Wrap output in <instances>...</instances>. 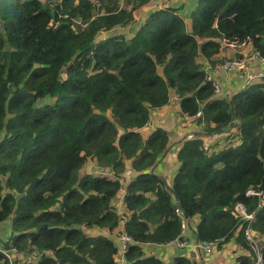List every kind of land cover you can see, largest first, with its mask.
I'll list each match as a JSON object with an SVG mask.
<instances>
[{"label": "trees", "instance_id": "16d2710c", "mask_svg": "<svg viewBox=\"0 0 264 264\" xmlns=\"http://www.w3.org/2000/svg\"><path fill=\"white\" fill-rule=\"evenodd\" d=\"M157 1L0 0V223L10 221L0 247L18 252L12 261L0 252V264H119L121 243L91 233L116 229L132 240L124 264H163L143 245L188 237V227L198 243L233 240L248 253L238 263L252 264L246 226L264 264L263 196L247 195L264 193V79L218 97L200 62L227 59L223 38L249 41L264 58V0L176 8ZM146 6L153 7L135 22ZM132 23V35L118 32ZM171 91L202 132L176 142L167 184L151 168L168 148V131L143 138L139 130ZM210 134L228 143L208 151ZM128 166L138 175L124 185ZM34 251L39 258L26 263Z\"/></svg>", "mask_w": 264, "mask_h": 264}, {"label": "crops", "instance_id": "0c3cea01", "mask_svg": "<svg viewBox=\"0 0 264 264\" xmlns=\"http://www.w3.org/2000/svg\"><path fill=\"white\" fill-rule=\"evenodd\" d=\"M221 56L223 57L227 56V59H229V58L238 57L239 55L236 54L231 49H225V52L223 51L221 53ZM252 69H253V72L257 74V77H255L253 80L257 81V79H260V78L264 79V67H262V65L258 61L257 63H253ZM260 73L261 75H259ZM217 80L219 81L222 87V92L220 95H218V97H225V96L229 97L235 92L240 91L243 88V86L246 85V79L241 70L231 72L229 74L220 73L217 76ZM173 114H176L179 118H181L183 122L193 121L192 122L193 125L184 126L182 130V134H184V136L182 137L183 139L177 140V141H174L175 139L173 138L171 132L168 131L169 139H170L168 148L163 154L160 155V158L158 159V161L151 168V172L155 175L162 177L166 181L167 184L171 183V180L173 179V176L178 166V162L175 158V150L178 147L176 142L186 139L187 137L190 136L191 133L202 132L200 128L202 126L197 125L194 117H187L185 115H182V113L180 112V108H179V99L171 91L169 103L159 109L153 110V112L150 114V117H149V124L139 130L143 138H147L150 132L152 131L147 128L149 125L151 126L152 121L153 122L159 121L158 115L164 116L169 121V118H170L169 116ZM197 128L199 129V131H196ZM221 135L223 134H210L209 136L203 135V137H210L205 140L212 141V140H217L218 138H220ZM215 144L216 143H214L213 145ZM137 175L138 173L133 171L130 168V166H128L122 175L121 182L125 185L131 178H134ZM122 197H123V189H121L118 195V198H116V200L113 202V204L117 207L119 211H122L123 209ZM195 221L196 220H194V222ZM192 226H193V223H190V227ZM119 231L120 229H116L109 234L103 231L92 230L91 233L93 234L101 233L102 235L108 236L109 238L114 240V242L118 243V241L120 242V238H119L120 234L118 235ZM186 232L189 236L184 237V238L190 242L195 243L194 238H193L194 234L191 233V229L189 227L186 229ZM143 248L147 255H155L159 257L162 260L163 264H173L174 260L178 257L188 258L192 262V264H239L236 259L240 255H246V254L248 255L246 251L237 247L236 243L233 240H231L227 244L222 245L221 248L213 249L211 253H207L201 247L197 248V247H194L193 245L188 246L183 249L176 248L172 244H167L163 246L143 245ZM116 260L118 261L119 264L125 263L122 255L117 256Z\"/></svg>", "mask_w": 264, "mask_h": 264}, {"label": "built area", "instance_id": "2783aa9c", "mask_svg": "<svg viewBox=\"0 0 264 264\" xmlns=\"http://www.w3.org/2000/svg\"><path fill=\"white\" fill-rule=\"evenodd\" d=\"M221 44L225 49H231L236 54H238V57L225 59L222 62L212 66L211 63L207 60H204L201 58L200 62L203 66L205 72H206V80L211 84L213 87L214 94L220 95L222 92V87L217 80V76L220 73H226L229 74L231 72L239 71L241 70L245 76L246 82L252 81L255 77H257V74L253 72V63H257V61L264 67V58L259 55L258 51H255L249 41L237 43V42H229L226 39L221 40ZM261 75V73L259 74ZM262 195L263 199L261 201V204H264V193L261 191H254V190H248L247 195ZM178 210H176L177 212ZM235 213L240 216L242 219L247 221L249 224L253 220V216L250 214H247L245 211V208L242 204L237 203L234 208ZM185 229V227H184ZM254 232L250 229L249 226H246L244 229V236L246 240L248 241L249 245L251 246L252 253L254 255V260L252 264H263V258L262 254L259 251V247L257 244L256 239L253 236ZM120 243H121V255L124 253L128 247V244L132 242L131 238L124 232H122L119 236ZM170 244H172L176 248H186L188 246L193 245L194 247H201L205 252L211 253L213 249L216 248L218 241H212L207 243H198V242H190L185 238L181 239H175ZM0 252L8 258L10 261L15 260V258L18 256V252L15 248H1ZM42 254L45 255H52L53 253L50 250H44L42 251ZM40 256L39 252H32L28 257L26 258V263H33L36 261ZM13 264L12 262H10Z\"/></svg>", "mask_w": 264, "mask_h": 264}, {"label": "rangeland", "instance_id": "374dc122", "mask_svg": "<svg viewBox=\"0 0 264 264\" xmlns=\"http://www.w3.org/2000/svg\"><path fill=\"white\" fill-rule=\"evenodd\" d=\"M194 0H158L155 4V6L157 8H165V7H171V8H176V7H182V6H190L191 3H193ZM122 2H124V0H122ZM154 6V5H153ZM153 6H146V7H142L141 9H139V11H137L135 13V22H138L142 19V17H144L148 11H150V9ZM188 9L184 8L181 13L185 14L186 11ZM132 24H128V25H124L122 26L120 29V31H118L119 33L121 32L123 35H132L135 31L136 27H132ZM133 30V32H131ZM114 33V32H113ZM106 37V36H104ZM244 98V96H243ZM169 121L167 118H165L164 116L158 115V120L157 122H151V126L149 125L147 129L153 130L154 128L160 127L165 129L166 131L171 132L173 138L175 139L174 141L177 140H181L183 139L182 137L184 136V134H182V130L184 126H192L193 125V121H182L181 118H179L176 114H173L171 116H169ZM146 130V129H145ZM196 131H199V129L197 128ZM200 133V132H199ZM175 135V136H174ZM186 135V134H185ZM207 138L210 137H203V142H204V147L206 150L208 151H213L212 148L218 149V146H226L227 142V136L225 135H221L220 138H218L217 140H205ZM229 140V139H228ZM214 143H216L215 145H213ZM85 170L87 172H89L88 168L86 169L85 166ZM10 221L7 220L3 223H0V238H2L3 241L6 240L7 233H10Z\"/></svg>", "mask_w": 264, "mask_h": 264}, {"label": "water", "instance_id": "95a60500", "mask_svg": "<svg viewBox=\"0 0 264 264\" xmlns=\"http://www.w3.org/2000/svg\"><path fill=\"white\" fill-rule=\"evenodd\" d=\"M59 74H60L62 79H65L66 76H65V70L64 69L60 70ZM246 84H247V82H246Z\"/></svg>", "mask_w": 264, "mask_h": 264}]
</instances>
